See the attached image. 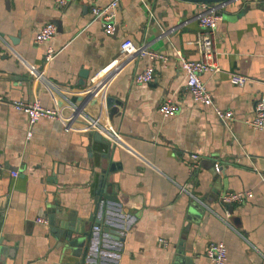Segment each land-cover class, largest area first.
<instances>
[{"label":"crops","instance_id":"1","mask_svg":"<svg viewBox=\"0 0 264 264\" xmlns=\"http://www.w3.org/2000/svg\"><path fill=\"white\" fill-rule=\"evenodd\" d=\"M110 1L0 0V264H70L72 255H63L51 231L48 208L55 203L75 217L89 216L98 208L103 177L117 196L113 216L123 239L94 237L88 262L172 264L183 244L192 264H213L206 248L223 240L226 264H264V130L246 121L264 88V0H233L223 10L215 38L222 69L200 74L213 104L193 97L181 57H201L195 14L202 2L119 0L117 29L108 34L91 7ZM48 21L57 25L55 36L35 42ZM125 38L150 42L166 58L144 54L120 62L74 122L45 116L30 125L11 103L39 99L71 117L70 102L86 97L91 77L117 58ZM49 45L56 53L46 62ZM149 65L153 79L136 82L135 73ZM232 71L249 78L233 84ZM167 98L179 110L165 116L159 106ZM216 106L232 109L233 117L222 120ZM100 112L122 143L87 128L86 117ZM242 189L253 196L221 201L224 192Z\"/></svg>","mask_w":264,"mask_h":264},{"label":"built area","instance_id":"2","mask_svg":"<svg viewBox=\"0 0 264 264\" xmlns=\"http://www.w3.org/2000/svg\"><path fill=\"white\" fill-rule=\"evenodd\" d=\"M233 0H221L214 2H202L200 4V10L195 14L198 20L200 29L195 39V43L201 53L199 59L190 60L184 58L182 55V65L186 70L187 76V87L190 89L193 97L204 103L213 104V97L211 91L208 89L206 83L201 78V72L206 70H211L213 72L220 71L222 68L218 63V52L215 45L216 38V28L217 23L223 18V10L226 5ZM56 4L63 6L67 4L68 0H55ZM119 4V0H111L104 5H93L91 7V12L93 18L100 20L104 30L108 34H112L117 29L116 22V10ZM57 32V25L54 21L46 22L40 30L35 34V42H47L55 36ZM150 42H145L143 44L137 45L130 38H125L121 42L120 53L111 63L101 68L91 77V85L87 88L86 97L82 99L80 103L70 102V106L73 110V115L69 118H65L64 114L60 109L56 107H49L44 105L39 99L27 100V99H12L11 103L18 109L27 113L29 117L30 125L36 122L41 117H56L60 120L67 122H74L78 115L83 116L86 114V105L94 98L98 96V86L99 82L103 79L106 73L111 72L120 62L127 58H139L144 54H149L151 58H166L164 54L154 51L150 48ZM56 49L49 45L45 55L46 62L54 57ZM31 71L37 75L42 76L43 72L40 69H32ZM155 74L154 67L152 65L147 66L141 71H138L134 75V80L136 82H150ZM249 78L247 74L232 71L230 72V80L233 84L242 85ZM3 95L0 94V99ZM103 104V102H101ZM216 112L219 117L226 121L233 117L232 109H223L216 106ZM160 111L165 115L175 114L179 110V105L173 101L171 98L165 99L159 106ZM87 128L92 130H98L105 134L108 139L112 141L122 143L121 135L111 128L107 123L102 120V113H98L96 116L86 117ZM249 124L256 128L264 130V88L263 93L257 98L255 102L254 114L246 120ZM32 134V129L28 131V136ZM192 156L199 158L198 153H192ZM216 169L219 170L220 164L215 163ZM13 175H18V170L11 171ZM180 190L188 191L185 184L180 185ZM253 191L248 190H228L224 192L221 196V201L226 203L231 202H242L253 196ZM193 195V194H192ZM205 205V203H204ZM228 212V211H227ZM228 214H230L228 212ZM39 221H47L45 217H39ZM206 254L213 260V264H226L228 258V248L223 240L211 241L206 248ZM74 264V263H70Z\"/></svg>","mask_w":264,"mask_h":264},{"label":"water","instance_id":"3","mask_svg":"<svg viewBox=\"0 0 264 264\" xmlns=\"http://www.w3.org/2000/svg\"><path fill=\"white\" fill-rule=\"evenodd\" d=\"M200 2H214L221 0H193ZM113 98H107L108 105H112ZM97 137L102 138V135L90 129ZM115 169V165L110 166V171ZM2 169L0 168V172ZM108 174V173H107ZM110 175V174H109ZM106 180V179H105ZM104 177L98 188V208L89 216H77L73 213H67L58 207L57 204H51L48 208V220L51 224L52 233L58 238L59 245L62 247L64 256H71L74 260H69L71 263L85 264L87 259V251L90 243L94 237L106 240H122L123 229L117 222V217L113 216L115 213L114 201H117V196L110 190L109 185L105 186ZM193 206L198 204L193 203ZM4 245L0 244V256L4 252ZM94 253V255H96ZM191 255L184 253L183 244L178 247L177 254L174 257L172 264H192ZM86 264H99L97 258L90 257Z\"/></svg>","mask_w":264,"mask_h":264}]
</instances>
